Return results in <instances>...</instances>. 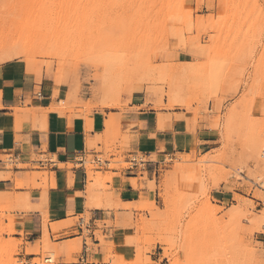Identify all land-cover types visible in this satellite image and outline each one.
Wrapping results in <instances>:
<instances>
[{
	"label": "rangeland",
	"instance_id": "374dc122",
	"mask_svg": "<svg viewBox=\"0 0 264 264\" xmlns=\"http://www.w3.org/2000/svg\"><path fill=\"white\" fill-rule=\"evenodd\" d=\"M14 59L43 65L65 87L60 112L122 110L144 91L157 109L186 110L193 128L205 113L216 131L207 154L191 146L160 158L171 167L159 186L164 210L141 203L134 208L149 218H121L136 231L127 239L135 256L89 264H264V0H0V61ZM111 116V131L89 144L102 152L86 159L90 198L101 197L112 169L132 166L128 129ZM47 178L34 173L25 187L45 188ZM221 186L233 193L222 205L211 195ZM28 205L0 195V264H78L83 238L66 255L50 235L33 245L14 238L12 213Z\"/></svg>",
	"mask_w": 264,
	"mask_h": 264
},
{
	"label": "crops",
	"instance_id": "0c3cea01",
	"mask_svg": "<svg viewBox=\"0 0 264 264\" xmlns=\"http://www.w3.org/2000/svg\"><path fill=\"white\" fill-rule=\"evenodd\" d=\"M26 63L21 59L0 61V156L17 160L7 168L0 159V195L14 193L29 201L26 211L12 213L17 231L14 238L33 245L42 239L48 243L50 235V240L64 250L62 255H66L71 242L83 238L82 252L73 256L78 264L100 262L109 254L132 259L135 246L127 239L136 231L121 218L129 214L149 218V211L134 208L141 203L164 210L159 186L162 175L171 167L160 158L191 154V146L197 153L207 154L215 143L216 131L209 127L205 113L200 114L193 128L186 110L157 109L144 91L125 98L127 107L122 110H94L83 117L74 111L60 112L56 107L65 97V87H57L43 65ZM111 115H120L121 127L128 129L123 134L130 138L126 155L134 157L127 161L132 166L112 169L113 176L101 197L90 198L86 159L102 152L90 149L89 144L96 136L111 131ZM44 172L48 174L47 187H25L32 174ZM211 195L220 205L233 197L224 186ZM84 216L89 217L87 222ZM75 218L77 223L68 225ZM160 249L157 246L152 257ZM23 256L36 258L25 252ZM58 264H67L66 259L60 258Z\"/></svg>",
	"mask_w": 264,
	"mask_h": 264
},
{
	"label": "built area",
	"instance_id": "2783aa9c",
	"mask_svg": "<svg viewBox=\"0 0 264 264\" xmlns=\"http://www.w3.org/2000/svg\"><path fill=\"white\" fill-rule=\"evenodd\" d=\"M5 162V164H7V165H14V164H16L17 163V160L16 159H13L12 157H7V159H6V161H4ZM96 162L98 163V164H102V163H108V162H106V161H101L100 159H98V158H96Z\"/></svg>",
	"mask_w": 264,
	"mask_h": 264
},
{
	"label": "bare ground",
	"instance_id": "6f19581e",
	"mask_svg": "<svg viewBox=\"0 0 264 264\" xmlns=\"http://www.w3.org/2000/svg\"><path fill=\"white\" fill-rule=\"evenodd\" d=\"M52 261H53V259H51V260L49 259V260H48V262H52Z\"/></svg>",
	"mask_w": 264,
	"mask_h": 264
}]
</instances>
